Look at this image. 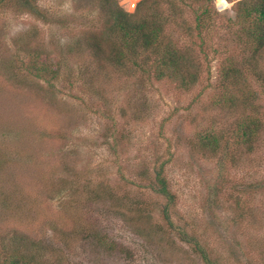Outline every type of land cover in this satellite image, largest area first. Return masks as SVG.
<instances>
[{"label":"rangeland","instance_id":"374dc122","mask_svg":"<svg viewBox=\"0 0 264 264\" xmlns=\"http://www.w3.org/2000/svg\"><path fill=\"white\" fill-rule=\"evenodd\" d=\"M116 1L158 14L196 81L95 60L92 0H33L41 15L0 5V264L30 242L45 264H206L195 244L213 264H264V48L253 54L237 0ZM250 116L253 151L238 136ZM161 166L170 200L154 190Z\"/></svg>","mask_w":264,"mask_h":264},{"label":"trees","instance_id":"16d2710c","mask_svg":"<svg viewBox=\"0 0 264 264\" xmlns=\"http://www.w3.org/2000/svg\"><path fill=\"white\" fill-rule=\"evenodd\" d=\"M92 1L97 4L98 9L104 16V27L101 31V36H96L94 33L92 36L90 35L84 39V44L95 60H100L101 58H105V60L109 59L112 65L120 67L129 61L141 73L148 75L151 73V69H153L155 77L158 79L164 77L175 78L178 79L179 84L186 86L196 81V72L188 70L186 63L183 61V56L166 41L163 25L159 20L158 14L136 16L135 12H126L117 4L116 0ZM218 1L221 4H225V0ZM8 3L17 4L24 11L41 15L37 6L33 4V0H0V5ZM136 9H138V6ZM202 11L204 13L206 10ZM235 12L238 22L242 23V33L246 35L251 43L253 54L256 53V56H260L258 52L264 48V0H237ZM196 20L197 25H199L202 19L197 17ZM105 41L109 43V50L107 52L103 48V42ZM40 50V47L35 45V49L31 50L33 54L30 53V59L27 62V68L36 76L49 70L45 62L39 61ZM149 55L154 57H150ZM140 56L143 57L139 58ZM152 59L153 63L155 62L154 64L149 63ZM229 71L232 72L233 70L230 69ZM50 72L51 77L54 78L57 68ZM261 125V120L257 117L250 116L242 120L238 136L248 151H253L255 147L254 135ZM218 140L219 137L217 135L210 132L204 133L201 135V147L215 151L218 148ZM162 170L161 166L155 173L154 190L170 200V192ZM106 192L105 187L98 188L97 196H103ZM117 203L116 206L119 207L121 204ZM169 216L166 208L162 213V218L171 224ZM100 239L98 238L97 243L99 245L102 243L104 246L101 236ZM181 239L185 242H191V239L188 240L186 236H182ZM24 242L28 243L29 241ZM112 244L114 243L112 242ZM30 245L35 247V244L32 242H30ZM25 246H23L25 249L18 245L12 249L7 248L3 264H45L39 262L37 259L41 251L38 252L34 247L31 250H27ZM198 247L196 244L194 245L195 251L201 255L204 262L206 264H213L206 253ZM120 250L123 249L121 248Z\"/></svg>","mask_w":264,"mask_h":264}]
</instances>
